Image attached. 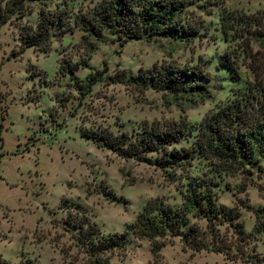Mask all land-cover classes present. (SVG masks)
Listing matches in <instances>:
<instances>
[{
  "label": "rangeland",
  "instance_id": "1",
  "mask_svg": "<svg viewBox=\"0 0 264 264\" xmlns=\"http://www.w3.org/2000/svg\"><path fill=\"white\" fill-rule=\"evenodd\" d=\"M96 1L51 0L43 5L25 0L23 14L0 18V264L26 258L35 264H90L73 238L74 228L65 223L70 219L92 222L102 233L126 232L124 248L105 253L109 264H151L147 240L135 238L128 224L147 200L179 206L185 172L213 181L215 202L238 210L247 238L235 257L226 258L218 252L192 251L178 237L167 236L159 239L163 246L156 264H248L243 259L255 256L264 264L263 235L253 230V214L246 207L264 201L263 180L255 173H216L200 157L181 171L166 172L155 161L120 157L79 134L95 128L134 132L144 122L180 119L190 126L191 135L179 144H188L205 114L242 90L245 82L264 83V44L247 42V36L239 37L240 30L222 33L218 24L221 9L233 16L250 14L263 8L264 0H189L183 15L199 30L190 41L155 36L121 43L107 33L95 40L72 23L73 14ZM39 7L68 14L43 49L23 46L18 37L21 26H34ZM222 54L230 68L217 64ZM63 61L75 62L77 68L63 73ZM82 62L86 66L78 65ZM165 62L203 64L209 96L185 100L113 81L115 75ZM96 70L102 78L84 86V76ZM71 202L81 206L80 213L70 210ZM187 217L205 228L202 218ZM218 231L227 240L233 238L230 228L219 225Z\"/></svg>",
  "mask_w": 264,
  "mask_h": 264
},
{
  "label": "trees",
  "instance_id": "2",
  "mask_svg": "<svg viewBox=\"0 0 264 264\" xmlns=\"http://www.w3.org/2000/svg\"><path fill=\"white\" fill-rule=\"evenodd\" d=\"M24 1L6 0L0 6V18L23 14ZM36 1L44 5L51 0ZM188 4L189 0H97L90 8L73 14L72 23L95 40L107 33L119 43L139 38L149 40L155 36L187 42L199 34L198 26L188 22L183 15ZM37 13L34 26H21L18 37L23 46L43 49L51 37L57 35L68 14L57 7H39ZM234 14L220 10V31L236 33L240 30L239 37L247 36V42L256 40L264 44V7L250 14ZM217 64L230 68L225 54L220 55ZM78 65L86 66L84 62ZM59 66L63 73H72L77 68L75 62L68 61ZM115 76L113 81H127L140 89L151 87L173 98L203 100L209 96L205 83L208 71L203 64L180 66L165 62L138 69L133 74ZM101 78L102 71L88 73L84 76V86ZM79 134L98 148L135 161H155L165 171L166 168L173 173L176 169L181 171L192 158L200 157L211 163L216 173L253 172L264 185V83L261 81L245 82L242 90L205 114L188 144H179L191 135L190 126L180 119L166 124L144 122L134 132L121 130L113 133L109 129L95 128L81 130ZM181 177L184 182L179 206L163 203L158 198L147 200L127 229L135 238L147 240L151 264H156L158 250L163 246L159 239L167 236L178 237L182 246L192 251L206 250L221 253L226 258L235 257L238 245L247 238L238 210L215 202L211 190L214 183L209 177L186 172ZM69 204L74 214L81 212L78 203ZM246 207L253 214V230L262 233L264 242V201L261 206ZM188 215L202 218L205 228L189 222ZM65 223L74 228L73 238L87 254L90 264H109L105 253L125 246V231L102 233L92 222L75 223L70 219ZM219 225L230 228L231 240L219 233ZM243 261L261 264V259L256 256L253 259L245 257ZM16 264L35 263L26 258Z\"/></svg>",
  "mask_w": 264,
  "mask_h": 264
}]
</instances>
